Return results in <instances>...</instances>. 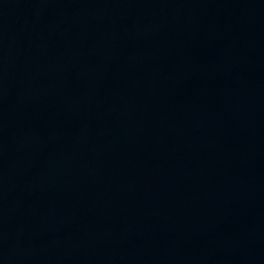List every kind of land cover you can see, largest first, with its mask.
<instances>
[{
  "label": "water",
  "instance_id": "1",
  "mask_svg": "<svg viewBox=\"0 0 264 264\" xmlns=\"http://www.w3.org/2000/svg\"><path fill=\"white\" fill-rule=\"evenodd\" d=\"M0 264H264V0H0Z\"/></svg>",
  "mask_w": 264,
  "mask_h": 264
}]
</instances>
